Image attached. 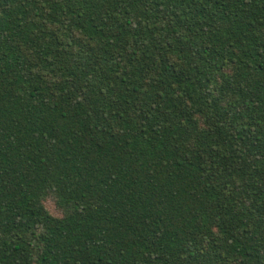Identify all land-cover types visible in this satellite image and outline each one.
Wrapping results in <instances>:
<instances>
[{"label": "trees", "instance_id": "obj_1", "mask_svg": "<svg viewBox=\"0 0 264 264\" xmlns=\"http://www.w3.org/2000/svg\"><path fill=\"white\" fill-rule=\"evenodd\" d=\"M0 264H264V0H0Z\"/></svg>", "mask_w": 264, "mask_h": 264}, {"label": "rangeland", "instance_id": "obj_2", "mask_svg": "<svg viewBox=\"0 0 264 264\" xmlns=\"http://www.w3.org/2000/svg\"><path fill=\"white\" fill-rule=\"evenodd\" d=\"M47 204H49V206L51 207L52 211H54V208L52 207V202L47 200ZM56 213V211H54Z\"/></svg>", "mask_w": 264, "mask_h": 264}]
</instances>
